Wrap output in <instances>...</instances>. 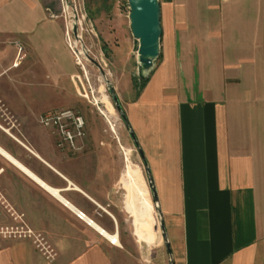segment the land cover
<instances>
[{
	"label": "crops",
	"instance_id": "obj_1",
	"mask_svg": "<svg viewBox=\"0 0 264 264\" xmlns=\"http://www.w3.org/2000/svg\"><path fill=\"white\" fill-rule=\"evenodd\" d=\"M158 2L155 68L123 103L145 156L138 173L152 243L165 264H264V0ZM45 3L0 0V117L8 125L11 115L27 126L43 111L33 109L35 95L67 90L59 77L79 81L61 3ZM0 129V146L29 167L20 159L28 148L2 122ZM31 152L62 183L29 168L76 209L0 154V189L58 252L51 261L31 241H0V264H138L132 257L152 243L137 234L144 205L131 198L127 169L114 177L97 167L82 182Z\"/></svg>",
	"mask_w": 264,
	"mask_h": 264
},
{
	"label": "rangeland",
	"instance_id": "obj_2",
	"mask_svg": "<svg viewBox=\"0 0 264 264\" xmlns=\"http://www.w3.org/2000/svg\"><path fill=\"white\" fill-rule=\"evenodd\" d=\"M60 3L62 18L82 61L78 65V77L87 96L82 95L79 86L76 92L46 89L33 97V109L43 111L30 115L27 126L12 115L13 124L8 125L2 117L0 122L28 150L49 156L47 161L72 179L90 181L91 172L97 167L114 170V177H121L128 164L139 171L143 166L139 150L109 91L110 83L123 106L138 94L140 89L135 83L141 85L155 68L154 63L146 68L139 61V44H133L134 36L128 26L129 0H61ZM104 96L115 108L113 115ZM48 113L52 119L47 124L43 118ZM77 118H82V126H78ZM28 150L23 153L25 157H20L21 161L50 183H62L56 175L50 177L48 167ZM160 249L159 242L144 244L141 253L132 258L138 264H165Z\"/></svg>",
	"mask_w": 264,
	"mask_h": 264
},
{
	"label": "bare ground",
	"instance_id": "obj_3",
	"mask_svg": "<svg viewBox=\"0 0 264 264\" xmlns=\"http://www.w3.org/2000/svg\"><path fill=\"white\" fill-rule=\"evenodd\" d=\"M56 85L60 88L67 89L72 92H76L77 87L79 86L81 88L82 95L87 96V92L85 91L82 84L79 81L75 82L70 76L59 77L56 81ZM103 98H104V101L109 104L108 110L113 115L115 113V108L111 105L107 96H104ZM112 128L114 130V127ZM0 154H2L7 159L12 161L16 166H18L21 170H23L26 174H28L33 180H35L37 183L43 186L46 190H48L54 196H56L59 199H62L69 208L73 210L76 209L75 206H73V204L66 203V200H64V198L60 195L59 189L45 182L35 172H33L29 167H27L25 164H23L19 160H17L2 146H0ZM127 175L129 176V183L127 187L129 189L131 198L132 199L136 198L140 200L141 202H143L142 204L144 205V207H142L140 210L139 217L137 218L136 216L137 234L140 239H146L147 241L152 243L155 240V230H154V222H153V218L151 214V205H150L148 191L144 190L143 185H142V179L139 177L138 171L132 169L130 164H128V167H127ZM86 220L90 221L88 218H86ZM94 226L100 229L101 231H103L96 224H94ZM103 233L109 240H111V242L118 243L117 236L110 235L109 233L105 231H103Z\"/></svg>",
	"mask_w": 264,
	"mask_h": 264
},
{
	"label": "water",
	"instance_id": "obj_4",
	"mask_svg": "<svg viewBox=\"0 0 264 264\" xmlns=\"http://www.w3.org/2000/svg\"><path fill=\"white\" fill-rule=\"evenodd\" d=\"M130 4V24L134 38L139 42L138 55L139 61L146 68L153 66L154 59L159 56V40L161 36L159 2L158 0H129ZM77 29L75 28V33ZM109 91L115 101L125 125L128 126L127 115L124 112L121 100L115 91V88L109 83ZM135 144L136 134L133 130L129 131ZM153 193L156 194L153 190ZM163 225L162 220H160ZM149 245V243H147Z\"/></svg>",
	"mask_w": 264,
	"mask_h": 264
},
{
	"label": "built area",
	"instance_id": "obj_5",
	"mask_svg": "<svg viewBox=\"0 0 264 264\" xmlns=\"http://www.w3.org/2000/svg\"><path fill=\"white\" fill-rule=\"evenodd\" d=\"M66 39L72 51L76 56L78 65L82 64L81 58L75 47L70 30L66 28ZM52 119V114L48 113L43 121L47 124ZM78 126L83 125L82 118H77ZM0 212L4 214L6 222L0 223V241H13V240H27L31 241L34 246L41 252L48 260H55L58 252L49 241V239L41 232L34 229L28 222L27 216L24 212L20 211L15 205L11 203L6 194L0 189ZM80 218H85L82 212H78Z\"/></svg>",
	"mask_w": 264,
	"mask_h": 264
},
{
	"label": "trees",
	"instance_id": "obj_6",
	"mask_svg": "<svg viewBox=\"0 0 264 264\" xmlns=\"http://www.w3.org/2000/svg\"><path fill=\"white\" fill-rule=\"evenodd\" d=\"M60 1L61 0H44V3L45 4H48V2L49 3H52L53 5H56V3H60ZM149 80H150V78L149 77H145V79H144V81H143V83L141 84V85H138L137 83H135V86L137 87V88H139L140 90L138 91V94H140L141 93V91L146 87V85H147V83L149 82ZM125 112V111H124ZM124 121V120H123ZM125 123V122H124ZM127 128H128V130L130 131V130H132V127H131V125L129 124L128 126H126ZM136 140H137V138H136ZM138 141V140H137ZM138 144H135L136 145V147L138 148V150H139V152H140V154L142 155V157H143V159L145 160V156H144V153L142 152V149H141V146H140V144H139V142H137Z\"/></svg>",
	"mask_w": 264,
	"mask_h": 264
}]
</instances>
